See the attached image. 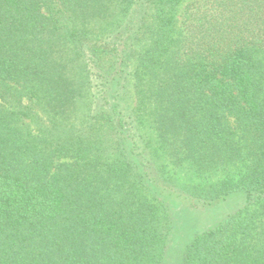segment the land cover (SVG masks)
Wrapping results in <instances>:
<instances>
[{
    "label": "trees",
    "instance_id": "trees-1",
    "mask_svg": "<svg viewBox=\"0 0 264 264\" xmlns=\"http://www.w3.org/2000/svg\"><path fill=\"white\" fill-rule=\"evenodd\" d=\"M185 161L183 264H264V0H0V264H162Z\"/></svg>",
    "mask_w": 264,
    "mask_h": 264
},
{
    "label": "rangeland",
    "instance_id": "rangeland-1",
    "mask_svg": "<svg viewBox=\"0 0 264 264\" xmlns=\"http://www.w3.org/2000/svg\"><path fill=\"white\" fill-rule=\"evenodd\" d=\"M168 168L174 173L173 183L161 182L156 188L170 219L166 230L165 259L162 264H183L186 247L192 239L198 233L217 226L229 213L243 204L244 197L234 196L213 205H202L188 197L181 189L183 183L199 181L191 162L185 161L180 166L169 164ZM222 174L224 171L219 169L213 172L209 179L218 178Z\"/></svg>",
    "mask_w": 264,
    "mask_h": 264
}]
</instances>
